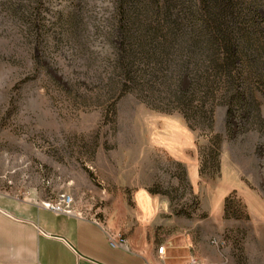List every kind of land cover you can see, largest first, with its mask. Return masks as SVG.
<instances>
[{
    "label": "rangeland",
    "instance_id": "1",
    "mask_svg": "<svg viewBox=\"0 0 264 264\" xmlns=\"http://www.w3.org/2000/svg\"><path fill=\"white\" fill-rule=\"evenodd\" d=\"M118 26L115 0H0V193L69 196L73 213L123 235L151 225L203 264H264V51L244 45L226 105L187 92L196 75L177 54L123 67ZM232 174L242 188L220 210ZM138 193L167 202L158 221L140 220Z\"/></svg>",
    "mask_w": 264,
    "mask_h": 264
},
{
    "label": "trees",
    "instance_id": "2",
    "mask_svg": "<svg viewBox=\"0 0 264 264\" xmlns=\"http://www.w3.org/2000/svg\"><path fill=\"white\" fill-rule=\"evenodd\" d=\"M257 1L115 0L122 37L120 64L130 59L133 65L137 61L169 65L177 54L196 75L187 92L194 95L200 90L215 97L220 91L226 105L238 101L244 45L264 51ZM215 168L219 170V165Z\"/></svg>",
    "mask_w": 264,
    "mask_h": 264
},
{
    "label": "crops",
    "instance_id": "3",
    "mask_svg": "<svg viewBox=\"0 0 264 264\" xmlns=\"http://www.w3.org/2000/svg\"><path fill=\"white\" fill-rule=\"evenodd\" d=\"M222 177H229L228 162H221ZM235 186L217 195L222 199L231 191H240L241 182L232 174ZM222 179V178H221ZM198 174H189L192 187ZM140 220L158 221L167 210V202L147 193L135 196ZM152 226L137 222L126 230L125 244L113 248L108 235L120 234L113 224L101 223L78 214L54 213L31 199L21 200L0 193V264H186L188 249L182 240H161ZM163 247L162 254L157 248Z\"/></svg>",
    "mask_w": 264,
    "mask_h": 264
},
{
    "label": "built area",
    "instance_id": "4",
    "mask_svg": "<svg viewBox=\"0 0 264 264\" xmlns=\"http://www.w3.org/2000/svg\"><path fill=\"white\" fill-rule=\"evenodd\" d=\"M72 199L69 196H61L56 204H52L51 202L43 203L42 206L51 212L54 213H62V214H72ZM109 245L113 248L122 247L125 244V238L121 234L117 235H108ZM163 247L157 248V253L162 254ZM186 264H203L199 262L196 258L190 257Z\"/></svg>",
    "mask_w": 264,
    "mask_h": 264
}]
</instances>
